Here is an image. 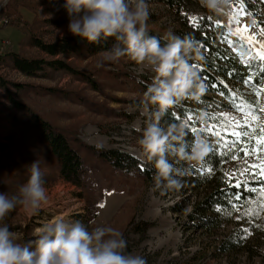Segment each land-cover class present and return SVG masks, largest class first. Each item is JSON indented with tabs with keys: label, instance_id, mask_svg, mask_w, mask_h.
Masks as SVG:
<instances>
[{
	"label": "rangeland",
	"instance_id": "1",
	"mask_svg": "<svg viewBox=\"0 0 264 264\" xmlns=\"http://www.w3.org/2000/svg\"><path fill=\"white\" fill-rule=\"evenodd\" d=\"M63 2L64 0H0V54L13 50L30 58L42 57L43 54L30 44L31 37L53 43L60 38L73 36L67 30L68 17L62 7ZM238 4L239 0H233L228 17L211 14L201 7L199 0H185L177 16L159 4H150L149 27L163 33L171 28L177 33L184 23L189 27L186 32H194L199 27L209 31L210 27L220 25L225 30L221 43L241 62L251 65V73L258 74L264 70V60L260 59L261 50L264 49V0L253 16L243 10L239 13V22L234 23ZM201 52L205 54L206 50L201 49ZM100 56L101 53L67 59L66 62L75 68L77 75L51 71L46 78H26L6 63L0 64V75L10 82L32 83L42 88L81 93L95 104L96 110L50 95L33 96L27 102L36 113L64 132L76 133L86 144L96 148L117 149L145 163L148 159L144 151H141V136L133 133L136 128L144 127L145 117L141 115L140 109L127 105L128 100L137 97V93L129 82L123 83L120 79L121 72L128 70L137 75L152 73L125 58L105 62L97 67ZM82 71L96 78L101 91L94 90L87 82L78 78ZM229 85L230 99L237 97L239 89L243 99L238 97L240 100L233 109L224 110L218 109L213 101H209L212 121L204 129L208 132L207 136L216 138L219 146L230 145L233 141L241 143L240 150L244 152V159L229 167L230 176H236L239 180L250 177L255 180L253 173L257 169L260 170V175H264V150L260 148L264 144V85L260 88L250 87L249 84L238 88V84L232 82ZM230 99L226 101L230 102ZM111 109L115 115L109 111ZM13 114V108L0 90V142L25 144L42 151L43 145L35 134L14 123ZM117 114H129L132 118L126 120L117 117ZM161 124L163 125L162 121ZM197 128H201L199 124ZM248 147L253 149L252 155H249ZM12 167L11 165L10 171L13 173ZM41 170L44 175L52 177L50 169L41 167ZM16 172L19 173V170ZM89 180L95 188V200L100 202L91 223L86 222V202L81 195L82 188L61 178L46 181L49 200L38 214L30 215L23 207L18 206L3 223H7L21 240L33 239L38 228L62 214L73 220H80L90 230L97 226H110L123 233L127 242L126 251L142 256L147 264L261 262L259 257L246 258L243 255H218L212 252L219 234H202L186 218L191 205L203 194L201 190L190 194L186 203L184 198L189 191L181 189L184 187L182 183L178 189H154V181L146 185L135 177L117 174L104 176L98 170L90 173ZM262 187L264 191V185ZM16 189L17 187L8 191L14 192ZM175 205H179L178 211H174ZM142 223L149 224L143 233L140 231ZM136 224H139L138 229L134 228ZM201 249L203 253L197 257L196 252Z\"/></svg>",
	"mask_w": 264,
	"mask_h": 264
},
{
	"label": "trees",
	"instance_id": "2",
	"mask_svg": "<svg viewBox=\"0 0 264 264\" xmlns=\"http://www.w3.org/2000/svg\"><path fill=\"white\" fill-rule=\"evenodd\" d=\"M185 0H150V4H159L173 15H178ZM243 10L250 16L258 11L263 0H239ZM186 23L183 24L177 34L193 37L199 42L204 59L200 62L199 71L208 85V92L202 100V106L208 112V124L212 121L208 103L213 101L218 109H233L240 100L242 92L240 89L237 97L230 99V82L237 83L238 88L243 84L250 87L260 88L264 85V70L258 74L251 73L252 66L245 64L224 46L220 39L225 35V30L220 25L210 27L211 30L204 31L199 27L194 32L188 30ZM153 34L163 35L151 29ZM189 33V34H188ZM113 38L93 45L85 39L77 36L63 37L53 43L42 42L39 38L31 37L30 44L36 47L42 57H27L19 51L9 50L0 54V64L6 63L26 78H46L51 71H62L76 74L75 68L66 62L67 59L81 55H95L110 48ZM122 58L129 59L127 56ZM77 75V74H76ZM75 75V76H76ZM120 81L130 83L137 97L128 100V106L136 107L135 104L142 96L146 85L151 82L152 74H133L130 70L121 72ZM251 83L247 82L249 77ZM79 79L87 82L94 90L101 91L96 78L92 74L79 72ZM0 90L14 110L13 122L30 129L38 141L43 145V150L25 144H12L0 142V191L15 189L19 184L26 181L29 175V164L34 160L40 161V166L50 169L52 177L44 175L45 181L61 178L64 181L75 184L82 188V197L86 202L87 223H91L100 206L95 200V188L89 180L92 171H101L104 176L113 174L135 177L146 185L153 181L155 169L150 161L142 163L138 158L117 149L96 148L81 141L78 135L64 132L48 119L36 113L27 99L33 96L50 95L57 98L76 102L87 108L95 109V104L90 102L79 92L42 88L32 83L10 82L0 75ZM220 95V96H219ZM220 97V98H218ZM243 97V96H242ZM241 97V99H243ZM219 99V100H218ZM230 99L228 102L226 100ZM216 102V103H215ZM199 106L190 101L174 109L169 110L161 121L166 124L169 121L187 119L199 111ZM114 113V110H109ZM115 115V113H114ZM179 116V119L175 117ZM117 117L124 119L132 118L129 114H121ZM190 127L206 135L204 128H197L196 121H189ZM203 130V131H201ZM141 136L140 133L133 131ZM211 147L215 150L206 157L199 167L191 166L189 173L181 178L183 191H189L184 200L188 203V196L195 191L201 190L203 194L200 199L191 205L187 213V222L200 233L213 236L219 234L216 244L212 247L214 254L243 255L246 258H261L260 264H264V254L258 249L264 247V191L263 185L257 180L243 178L239 180L236 176H230L229 167L244 159V152L240 150L241 143L217 144L216 138L209 136ZM141 151L143 148L141 146ZM11 165L14 172L10 171ZM141 165H144L143 170ZM184 167L183 164L179 165ZM12 167V168H13ZM211 169V174H209ZM19 170V173L16 172ZM237 181L245 182L243 187L233 188L230 186ZM255 189V191H252ZM223 190H227V196ZM240 196L237 202L229 199L232 194ZM179 205H175L174 211H178ZM181 211V210H180ZM257 213L255 216L248 215ZM149 224L142 223L140 231L147 230ZM134 228L138 229L139 224ZM203 249L198 250L196 255L202 254ZM212 255V253H210ZM196 257V256H194Z\"/></svg>",
	"mask_w": 264,
	"mask_h": 264
},
{
	"label": "clouds",
	"instance_id": "3",
	"mask_svg": "<svg viewBox=\"0 0 264 264\" xmlns=\"http://www.w3.org/2000/svg\"><path fill=\"white\" fill-rule=\"evenodd\" d=\"M213 15L228 17L233 0H199ZM67 30L97 45L113 38L97 62H115L127 56L152 73L135 106L145 117L139 144L155 169L154 189L181 186L191 166L202 164L212 150L207 135L192 131L189 121L208 125V112L200 107L194 116L161 124V118L185 101L202 105L208 85L199 71L204 56L193 37L169 28L163 35L149 27L150 0H64ZM183 164L184 167L179 165ZM26 181L16 191H0V264H147L145 258L126 251L123 233L110 226L91 230L80 220L57 216L43 224L33 239L21 240L5 218L18 206L30 215L48 203L40 161L29 164ZM258 251L264 254V247Z\"/></svg>",
	"mask_w": 264,
	"mask_h": 264
},
{
	"label": "snow or ice",
	"instance_id": "4",
	"mask_svg": "<svg viewBox=\"0 0 264 264\" xmlns=\"http://www.w3.org/2000/svg\"><path fill=\"white\" fill-rule=\"evenodd\" d=\"M233 22H234V23H238L239 21H238V19H234ZM260 59L264 60V49L261 50V53H260ZM199 67H200V65H199ZM262 68H264V66H262ZM205 79H206V78H205ZM251 79H252V77L250 76V77L248 78V80L245 81V83H247V82L250 81ZM257 95H259V93H257ZM175 118H176V119H179L180 117H179V116H176ZM191 130H192V131H196L195 128H192ZM201 131H203V130H201ZM233 135H238V134H237V133H233ZM233 143L235 144L236 141H233ZM260 148H261V150H264V144H261V145H260ZM214 150H215V148L213 147L212 150H211V152H213ZM247 151H248L249 155H252V154H253V149H252L251 147H248V148H247ZM211 152H210V153H211ZM143 167H144V165H141L142 170H143ZM259 173H260V170L257 169V170L253 173V176H254V178L257 179L262 185H264V175H260ZM209 174H211V169H209ZM245 175H248V173H245ZM229 183H230V186L233 187V188H240V187H243V186H244V184L246 183V181H245V182H239V181H237L235 184H231V181H230ZM223 191H224V194L227 196V190H223ZM252 191H255V189H252ZM229 199H234V200H236V201L238 202V201L241 199V197H240V196H236L235 193H233L232 196L229 197ZM101 207H103V205H101ZM248 215L255 216V215H257V213L253 212V213H250V214H248Z\"/></svg>",
	"mask_w": 264,
	"mask_h": 264
},
{
	"label": "bare ground",
	"instance_id": "5",
	"mask_svg": "<svg viewBox=\"0 0 264 264\" xmlns=\"http://www.w3.org/2000/svg\"><path fill=\"white\" fill-rule=\"evenodd\" d=\"M242 11H243V8L241 7V4H238L236 6V9H235L234 17H236V19H238L239 13H241ZM59 216H64V215L62 214V215H59Z\"/></svg>",
	"mask_w": 264,
	"mask_h": 264
}]
</instances>
